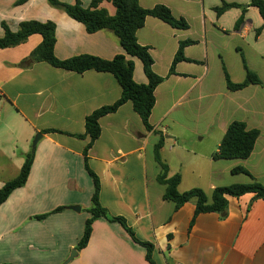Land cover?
Wrapping results in <instances>:
<instances>
[{"label": "crops", "instance_id": "obj_1", "mask_svg": "<svg viewBox=\"0 0 264 264\" xmlns=\"http://www.w3.org/2000/svg\"><path fill=\"white\" fill-rule=\"evenodd\" d=\"M0 0V37L3 23L16 32L24 21H53L57 25L55 55L66 60L79 55L113 59L123 54L111 30L93 34L47 0ZM75 3L77 0H60ZM89 7L90 0H80ZM223 2L241 7L221 16ZM146 9L167 6L189 27L176 29L148 16L137 41L148 47L153 71L164 78L155 90V106L147 130L127 102L100 119L101 136L88 154V166L99 177L100 203L113 217H123L143 242L154 246L155 264H264V200L253 194L228 196L225 215L202 213L194 223L195 200L176 209L164 200L166 186L157 181L161 171L154 147L165 137L161 158L169 175H181L180 192L203 189L209 199L215 188L247 184V169L264 185V87L250 85L231 91L245 80L242 55L264 82V20L250 0H139ZM101 7L110 14L113 5ZM244 22L235 29L237 20ZM186 60L175 72L171 66L180 43ZM42 42L33 35L15 47L0 50V188L15 179L27 155L35 160L26 185L15 190L0 207V264H150L147 249L137 244L118 222L99 218L88 245L77 250L91 214L94 182L85 168L86 117L114 104L122 88L110 73L79 74L34 62L31 53ZM134 80L147 83L143 63L135 58ZM233 121L245 122L261 135L247 159L214 160ZM46 129L59 132L45 133ZM41 135L33 146L37 135ZM251 205V207H250ZM80 207V211L70 207ZM58 207L40 220V216Z\"/></svg>", "mask_w": 264, "mask_h": 264}, {"label": "trees", "instance_id": "obj_2", "mask_svg": "<svg viewBox=\"0 0 264 264\" xmlns=\"http://www.w3.org/2000/svg\"><path fill=\"white\" fill-rule=\"evenodd\" d=\"M27 1L29 0H20L18 4H23ZM47 1L52 7L64 11L69 17L82 23L89 34L104 29L111 30L118 37L120 45L124 50L123 54H119L110 60L87 54L61 60L57 58L54 52L57 29L55 22H41L37 20L24 21L20 24L19 30L16 32L12 31L6 23H3L5 33L3 37H0V50L18 46L26 42L29 37L38 34L42 36V42L31 53V59L34 62H45L54 68L79 74L90 70L110 73L116 78L122 88L120 99L114 104L103 106L87 116L85 120V133L83 135H75L79 138H90V142L84 149L85 168L94 182L92 207L88 210L91 217L86 220L84 234L78 242L76 249L82 250L88 245L93 231V223L99 218H105L110 222L120 223L135 243L147 249V260L150 264H155L152 259L154 246L151 243L141 241L136 236L134 230L128 225L125 218L110 216L107 210L101 205L99 198L101 190L100 179L88 166V154L94 142L101 136L100 119L106 115L115 113L127 102L133 104V108L140 116L145 128L147 130L153 129L150 123V116L155 106V90L164 81V78L153 71V58L149 52V48L140 45L137 41V32L144 26L146 18L148 16L158 18L176 29H187L189 24L183 18H176L165 5H156L153 8L146 9L139 4V0H90V5L87 8L83 6L80 0H77L75 3H66L60 0ZM105 1L113 5L115 8L114 14H110L106 8L101 7V4ZM250 6L257 8L264 20V0H250ZM239 7L241 5L237 3L223 2L221 6L215 8V11L217 16H221L228 10ZM243 22L244 16L242 15L237 20L235 29H239ZM190 43L192 42L180 43L171 66V74L175 72L177 63L186 60L183 50ZM135 58L141 60L143 63L147 83H137L134 80ZM242 60L246 77L241 83H233L223 65L228 89L231 91H240L250 85L264 87V82L259 75L248 67L244 55H242ZM43 132L51 133L59 131L46 129ZM260 135L261 132L258 129H248L245 122L233 121L227 129L218 151L213 155V159L232 160L249 158ZM164 140L165 137L160 134V138L154 147L155 160L161 167L157 181L166 186V191L163 196L164 200L174 202L177 210L191 200H195L196 209L192 223L202 213H219L225 215L228 209V196L240 198L247 194H253V200H264V185L243 167L234 168L232 171L233 173H243L249 176L251 182L217 187L214 189L211 199H209L207 193L201 188H193L186 192H180L181 175L175 174L170 176L169 166L161 158V149L164 146ZM34 160L35 149L27 155L20 174L0 188V207L10 198L15 190L26 185ZM64 209L65 207H58L49 213L36 216V218L43 220L50 214L61 212Z\"/></svg>", "mask_w": 264, "mask_h": 264}, {"label": "water", "instance_id": "obj_3", "mask_svg": "<svg viewBox=\"0 0 264 264\" xmlns=\"http://www.w3.org/2000/svg\"><path fill=\"white\" fill-rule=\"evenodd\" d=\"M41 138V135H37L36 139L34 140V143H33V146L35 147L36 144L38 143L39 139ZM71 209L73 210H76V211H80V207H77V206H74V207H70ZM77 251L76 250H73L71 252V255L69 256V258L64 262V264H68L69 262H71L73 260L74 257L77 256Z\"/></svg>", "mask_w": 264, "mask_h": 264}]
</instances>
